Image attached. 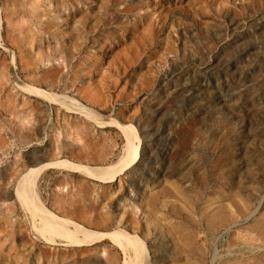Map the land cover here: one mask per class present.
Returning <instances> with one entry per match:
<instances>
[{"label":"rangeland","instance_id":"374dc122","mask_svg":"<svg viewBox=\"0 0 264 264\" xmlns=\"http://www.w3.org/2000/svg\"><path fill=\"white\" fill-rule=\"evenodd\" d=\"M128 146L108 183L68 164L119 169ZM52 161L37 197L139 235L151 264H264V0H0V264H120L109 236L50 243L19 202Z\"/></svg>","mask_w":264,"mask_h":264},{"label":"bare ground","instance_id":"6f19581e","mask_svg":"<svg viewBox=\"0 0 264 264\" xmlns=\"http://www.w3.org/2000/svg\"><path fill=\"white\" fill-rule=\"evenodd\" d=\"M22 87L28 92L30 91L43 94L41 93L42 91H39L37 88L32 86L21 85L20 88ZM71 103L75 105L74 108L84 111L91 118H96V112L94 113L92 109L86 108L83 104H80L73 99H71ZM117 125L121 126L125 132L129 133V135L136 136V131L132 128V125L126 123H119ZM126 152V157H131V160L119 169H116L117 164L97 166H87V164L75 165L69 162L68 164L72 170L74 169L79 174L89 179H93L101 183H108L113 181L119 175L121 170L128 168L129 165L134 164L139 160V153L132 151V147L128 146ZM55 164L56 162L52 161L39 168L29 169L27 174L22 176L17 182V187L14 193L16 194V197L23 208L31 212V214L38 219L37 221L39 228L43 232L46 239H48L50 243L53 244L67 245L75 248H85L95 244L102 238L109 236L118 245L122 252L123 258L120 264H151L152 262L150 260V254L147 245L139 235L130 233L123 229H118L107 233L92 230L82 225V223L80 224V221L77 222L74 219H71V217L68 216L69 213L65 216L61 215L62 213L58 214L52 211L44 204L43 201L39 199V197H37L33 186V179L36 173H41L45 168L54 166Z\"/></svg>","mask_w":264,"mask_h":264}]
</instances>
